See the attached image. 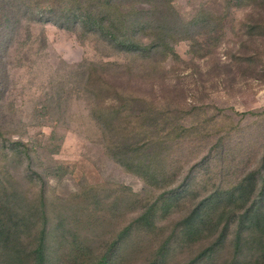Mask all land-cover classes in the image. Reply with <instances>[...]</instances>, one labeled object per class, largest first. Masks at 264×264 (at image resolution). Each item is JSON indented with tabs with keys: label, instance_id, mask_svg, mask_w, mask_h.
Segmentation results:
<instances>
[{
	"label": "rangeland",
	"instance_id": "rangeland-1",
	"mask_svg": "<svg viewBox=\"0 0 264 264\" xmlns=\"http://www.w3.org/2000/svg\"><path fill=\"white\" fill-rule=\"evenodd\" d=\"M172 4L174 19L191 18L203 9L214 23L194 31L196 44L188 38L171 42L170 53L159 55L165 67L154 77L137 70L123 75L113 64L103 75L95 71L89 84V72L84 74L81 62L130 59L107 50L79 28L29 14L0 41V202L12 201L40 221L45 199L57 263H70L71 240L80 237L95 255L117 241L110 264H147L170 228L206 189V184L197 185L187 197L174 201L152 228L130 226L147 203L142 197L152 190L141 176L119 164L105 145L98 115L102 107L110 112L119 131V111L105 108L119 98V82L122 91L147 96L160 105L143 115L144 105L134 99L122 116V127L140 135L141 141L152 142L162 126L156 119L160 121L167 111L177 125L197 120L190 107L198 104L221 117L216 127L230 129V142L246 136L238 138L236 159L225 163L233 177L254 165L264 146V132L260 140L251 139L259 117L253 111L264 108V0H173ZM259 124L264 126V121ZM214 136H209L210 142ZM191 139L194 145L168 146L173 179L179 180L208 150L200 136ZM239 149L250 154L246 167L238 163ZM217 157L206 156L199 168L214 172ZM214 234L186 245L176 242L163 264H185ZM233 242L230 235L211 260L200 264H264L252 256L235 258Z\"/></svg>",
	"mask_w": 264,
	"mask_h": 264
},
{
	"label": "trees",
	"instance_id": "trees-1",
	"mask_svg": "<svg viewBox=\"0 0 264 264\" xmlns=\"http://www.w3.org/2000/svg\"><path fill=\"white\" fill-rule=\"evenodd\" d=\"M172 3L173 0H47L42 4L40 0H0V41L10 36L23 15L29 14L30 18L79 28L83 34L93 35L107 50L130 59L127 63L118 60L81 62L79 65L83 66L84 74L89 72V84L94 73L103 75L113 64L119 66L123 75H130L137 70L139 74L154 77L165 67L159 55L170 53L171 42L188 38L196 44L199 40L194 31L203 24L209 26L214 23L211 19L213 16L203 9L191 18L174 19ZM156 13H159V17L154 16ZM138 60L140 64L132 63ZM121 88L124 87L119 82V98L105 107L110 109L114 106L119 111V131L112 115L105 112L103 107L101 112H104L99 113L98 119L108 153L125 169L141 176L152 190L143 197L136 194L147 203L141 215L130 226L139 224L143 228L154 227L161 216L169 213L174 201L187 197L197 185L206 184L205 191L197 196L194 204L170 228L155 256L147 264H163L176 242L185 245L193 243L210 232L215 233V238L185 264L208 262L230 235L234 238L235 258L246 259L252 256L257 262L264 263V146L259 156L256 155L255 164L233 177L225 163L236 159L233 152L241 146L238 138L246 136H236L230 142V129L216 127V121L221 117L209 113L205 106L198 104L190 107L197 114V120L186 126L183 122L177 125L171 119V111H167L160 121L156 119V124H162L158 128L161 135L158 133L151 143L141 141L140 135L131 134L127 126L122 127V116L134 99L144 105L143 115L149 107L157 110L160 105L157 106L147 96L134 97ZM253 112L259 117L256 118L258 129L251 135V139L257 141L264 132V126L259 124L264 121V108ZM217 132L218 137L214 136ZM210 135L214 136L211 142ZM193 136H200L203 144L207 142L208 150L197 162L190 164L179 180L173 179L175 167L172 166V153L168 146L173 148L175 144L183 142L194 145L191 139ZM199 144L196 142L195 145ZM239 151L242 154L238 163L246 167L250 154L241 149ZM212 154L218 156V165L214 172L203 171L199 167L206 162L205 157ZM28 212L17 208L12 201L0 202V264H110L115 257L117 241L104 252L95 255L90 244L76 237L70 243V263H57L51 250L54 234L50 229L45 199L41 205L40 221ZM210 226V231L206 232ZM121 236L119 233V240ZM62 237L59 235V238Z\"/></svg>",
	"mask_w": 264,
	"mask_h": 264
}]
</instances>
